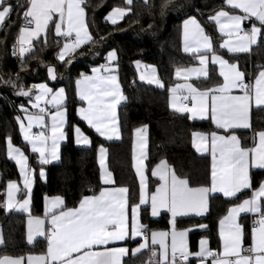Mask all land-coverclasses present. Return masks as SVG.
I'll use <instances>...</instances> for the list:
<instances>
[{"label": "snow or ice", "instance_id": "obj_1", "mask_svg": "<svg viewBox=\"0 0 264 264\" xmlns=\"http://www.w3.org/2000/svg\"><path fill=\"white\" fill-rule=\"evenodd\" d=\"M148 5V0H143ZM134 0H124L123 7H113L104 17L107 22L117 25L119 20L133 12ZM173 6L172 0H162L159 4V14L166 15ZM87 0H23V3L13 4L10 0H0V26L10 18L13 12L22 10L25 23L19 28V35L13 45L12 55L19 56L21 67L25 64L26 54L34 55L33 41L40 42L42 34L45 36L44 46H47L46 34L50 30V22L57 37L64 38V44L56 53L55 59L61 66L72 64L74 56L85 44L99 45L106 39L104 36L94 37L86 22ZM58 15V19H54ZM214 22L219 32L229 38L236 37V43L231 39L220 44L221 49L228 53H247L251 45L257 44L258 37H264V0H223V4L214 14L208 17ZM247 22L250 27L242 25ZM151 27V25H149ZM74 34V36H73ZM184 45L183 51L192 54L199 61V67L180 68L175 70L176 77H183L188 81L191 77L197 79L209 77L208 64H218L219 75L223 83L203 90L192 83L177 84L169 88L170 107L178 113H188L189 118H206L210 116L212 123L219 131L211 133L193 134V147L198 152H209L211 155V169L209 182L204 185L190 186V178L178 176L166 160L152 169V176L161 182L155 191L149 195L147 187L146 145L147 125L134 130L140 143L139 155L133 149L132 167L139 178L138 202L136 193L126 187L101 188L99 194L83 196L78 207L64 208L60 196L52 198L51 205H45L44 217H32L29 212L30 192L32 180L29 175L28 156L15 146L10 136L5 137L7 156L14 160L19 167L23 190H27L29 197L17 200L16 194L21 192L15 180L6 184V199L3 202L5 210L18 208L29 212L27 222V240L31 244L35 237H44L47 241L46 253L33 256L12 257L0 256V264H126L123 258L131 253L135 257L148 249L150 256L146 264H191L195 258L197 264H264V180L254 184L252 169L264 170V130L254 133V147L242 145L241 138L236 134L237 129H250V108L253 104L264 107V66L249 77L245 83L246 73L240 71L236 63H229L223 56L217 54L211 37L206 34L195 16H189L183 21ZM82 54V53H81ZM210 54V55H209ZM66 57H68L66 59ZM108 64L91 69L92 75L80 73L75 81L76 95L86 106L79 107L77 113L87 126L101 137L112 139L119 137V117L117 106L126 100L112 63L117 60L115 49L107 52ZM139 64V61L136 62ZM41 64H44L41 61ZM51 80L57 78V68L44 65ZM107 74H101V72ZM141 80L145 77L142 75ZM254 79L255 86L251 84ZM19 80V74L16 76ZM0 82L10 84L18 89L15 95L28 97L32 112L21 104L18 111L23 115L15 116L20 134L26 146H30L32 153H37L38 163L47 165L60 159V142L66 139V99L63 88L53 89L47 83H37L25 88L15 80ZM163 88V82L153 77L148 81ZM234 89L242 94L233 95ZM187 94L181 98L178 91ZM50 97V99H49ZM191 99V106L182 101ZM50 104L56 111L52 112L41 106V102ZM46 116L51 119L50 135L46 134L48 125ZM25 121L27 123H25ZM43 126L45 131L32 134V128ZM75 143L77 145H91V139L82 129L72 126ZM224 134H220V132ZM199 136V144L195 137ZM258 138V139H257ZM210 144V148H209ZM99 163L101 166V180L104 184H114L112 173L106 171L107 150L99 146ZM32 172L35 170L32 169ZM40 176L44 177L43 167ZM245 192L250 193L241 199ZM212 193L222 194L224 198L237 201L227 209V214L219 220V238L222 251L208 246L207 238L199 240L198 251L189 250L187 234L190 229L176 230V217L194 213L198 216L210 210L209 197ZM48 200V197H45ZM132 201L131 206L129 201ZM151 216L159 215L161 209L171 214V249L164 242L166 232L150 230L141 222L139 215L142 205H149ZM131 207L129 218L128 209ZM242 213L254 214L250 232L251 243L243 247L245 229L239 222ZM200 229L207 225L200 224ZM140 240L137 246L129 249L126 246H114L116 242ZM0 236V244H3ZM160 245L159 259L154 246Z\"/></svg>", "mask_w": 264, "mask_h": 264}, {"label": "trees", "instance_id": "obj_2", "mask_svg": "<svg viewBox=\"0 0 264 264\" xmlns=\"http://www.w3.org/2000/svg\"><path fill=\"white\" fill-rule=\"evenodd\" d=\"M11 3H23L10 0ZM162 0H134L133 12L122 19L117 25H112L104 17L113 7H123L124 0H87L86 22L94 37L104 36L106 39L99 45L85 44L74 56L72 64L63 67L55 59L56 53L63 40L53 33L52 25L45 38L34 42V55L26 54L25 64L16 62L12 55L13 45L16 43L22 10L13 12L2 26H0V78L2 81L15 80L25 88L37 83H48L53 88L62 86L66 94L67 124L66 141L60 147V163L47 167V180L42 183L38 176L39 165L22 141L15 116L19 115L18 106L27 105L28 97L14 93L18 89L10 84L0 82V229L4 240L0 248V256H24L28 253H43L44 242H37L29 247L25 242V220L23 214L6 213L2 208L5 186L9 180H19L18 171L6 156L5 137L10 136L15 146L20 147L28 156L34 167V187L31 196V215L41 216L43 213L44 197L60 196L64 201V208L77 207L83 196L96 194L101 188L99 168L97 165V150L100 145L107 149V166L112 173L116 187L126 186L136 193L138 202L139 184L132 168L131 149L134 140V130L147 125L148 158L146 161L148 174V190L151 193L157 185V180L151 176L153 167L160 161L166 160L175 169L178 176L190 178V186L196 187L207 184L210 176V158L198 156L191 146V135L194 132L212 131L209 122L192 121L186 115L177 114L168 108V90L174 83L173 72L177 67L185 68L195 63L192 56L185 55L181 50V23L189 16H195L205 29L213 43L217 54L226 60L236 63L240 71L246 73L245 81L256 73V65L264 66V37L253 46L247 54L230 55L220 49L221 36L215 25L208 20L210 14L223 4V0H172L173 6L166 15L159 14V4ZM151 25V27H149ZM117 52V79L124 96L127 98L119 106L120 139L107 142L99 138L76 115V109L81 105L75 89V81L80 73L88 74L90 67L105 62L108 51ZM82 53V54H81ZM68 58V57H67ZM66 58V59H67ZM41 61L44 64H41ZM142 62L153 66L157 77L164 87H153L138 82L133 67L134 62ZM53 65L57 68L56 80H51L44 66ZM19 74V80L16 76ZM254 79L251 80V84ZM220 82L215 70L210 68L206 80L195 82L199 88L211 87ZM79 126L91 139L88 148H78L74 143L72 126ZM251 128L241 133L243 146H248L255 132L264 130V108L254 109L250 117ZM254 184L264 180V170L252 171ZM250 195L245 192L241 199ZM235 200L223 199L219 196L210 197V210L206 218L200 220H181L177 222V229H185L200 222L207 225L202 232L190 235L192 246L198 239L204 237L209 241L211 249L218 250V223L226 214ZM132 201H129L131 206ZM141 222L150 230H167L168 217L161 215L159 220L151 219L148 207L140 211ZM245 229V244H249L248 218L241 219ZM131 248L137 243L128 242ZM147 251L135 257L124 259L126 264H146Z\"/></svg>", "mask_w": 264, "mask_h": 264}, {"label": "crops", "instance_id": "obj_3", "mask_svg": "<svg viewBox=\"0 0 264 264\" xmlns=\"http://www.w3.org/2000/svg\"><path fill=\"white\" fill-rule=\"evenodd\" d=\"M107 14H108V13H107ZM58 18H59L58 15L54 17V19H58ZM186 19H187V18H186ZM104 20H105V19H104ZM184 20H185V19H184ZM184 20H183V21H184ZM105 21H106V20H105ZM120 21H121V20H119L118 22H120ZM106 22H107V21H106ZM107 23L111 24L110 22H107ZM212 23L215 25L214 22H212ZM245 23H246V22H245ZM245 23H244V25H242L243 27H245ZM50 25H52L51 22H50ZM50 25H49V26H50ZM52 27H53V25H52ZM215 28H216L217 33L221 36L220 44H222L225 40H229V39H231V41L233 42V44L236 43V37L229 38V37H227V36L221 34V33L219 32V30H218V28H217L216 25H215ZM53 33H54V35H55L54 27H53ZM18 35H19V30H18V33H17V37H18ZM55 36H56V35H55ZM73 36H74V34H73ZM56 37H57V36H56ZM40 38H45V36L42 34V36H41ZM57 38H61V39L63 40V43H62V45H61V47H62L63 44H64V42H65V41H64V38H63V37H57ZM16 40H17V38H16ZM259 40H260V37H258V39H257V43L259 42ZM34 42H36V41H33V43H34ZM183 45H184V36H183V22H182V23H181V50H182V52H183L185 55L192 56V57L194 58V61H195V63H194L193 65L188 66V67H185V68H189V67H199V66H200V65H199V61L195 59V56H194V55L185 53V52L183 51ZM255 45H256V44H255ZM255 45H251V46H250V50H251V48H252L253 46H255ZM219 47H220V45H219ZM220 49H221V48H220ZM222 50L225 51L226 53H228L226 49H222ZM250 50H249V52H250ZM249 52H247V53H249ZM247 53H228V54H230V55H237V54H247ZM106 55H107V54H106ZM209 55H210V54H209ZM66 58H67V57H66ZM223 58H224V57H223ZM224 59H225V58H224ZM56 61H57V60H56ZM57 62H58V61H57ZM111 63H112V66H113V71H112L110 74H112V75H116V76H117V70H118L117 60H116V61H113V62H111ZM229 63H232V62H229ZM106 64H108V61H107L106 58H105V62H104L103 64L95 65V66H91V67H90V72H89L88 74H86V75H92L91 69H92L93 67H100L101 65H106ZM133 67H134V69H135V71H136V74H137V80H138L139 83L144 84V85L153 86V87H158L156 84H153V83H149V82H148V81H149L150 79H152L153 77L158 78V77H157L156 70H155V68H154L153 66H150V65L144 64V63H142V62H139V64H137L136 62H134ZM210 68H213V69L215 70V72H216V74H217V76H218V78H219V80H220V82H219L217 85L222 84V83H223V77H221V76L219 75V72H220V67H219V65H218V64L214 65V64H211V63L209 62V64H208V69H209V71H210ZM175 70H176V69H175ZM175 70H174V72H173L174 83L171 85L170 88L175 87L177 84H184V83H186V82L192 83L194 86H196V85H195V82L203 81V80H206V79H207V78H203V77H201V78H199V79H197V78H195V77H191L188 81H185V80L183 79V77H176V75H175ZM239 70H240V69H239ZM101 74H107V73H104L103 70H102ZM142 75L145 77L144 80H141V79H140V77H141ZM43 83H45V82H43ZM245 83H246V81H245ZM47 84H48V83H47ZM48 85H49V84H48ZM217 85H214V86H217ZM252 85H253V87L255 86V81H254V80H253V82H252ZM49 87L53 88L51 85H49ZM196 87H197V86H196ZM211 87H213V86H211ZM59 88H63V87H62V86H58V87L53 88V89L55 90V89H59ZM120 88H121V87H120ZM198 88H199V87H198ZM63 89H64V88H63ZM75 89H76V84H75ZM200 89L203 90L204 88H200ZM186 94H187V93L184 92V91H182V90H181V91H178V92L176 93V95H177V96H180L181 98L183 97V95H186ZM232 94H233V95H241L242 93H241L238 89H234L233 92H232ZM65 95H66V94H65ZM170 96H171V94H170V92L168 91V99H167V103H168V108H169V110L172 111V112H175V113H177V114L186 115V116L189 118L190 114H188V113H178V112H176L173 108L170 107ZM77 98H78V100L81 102V105H80L79 107L86 106L85 103H84L83 101H81V100L79 99L78 96H77ZM49 99H50V97H49ZM123 101H124V100H123ZM123 101H121V103L117 106V111H118L119 106L123 103ZM41 104H45V103L42 101ZM65 104H66V99L64 100V104H63V107H64V108H66V107H65ZM46 105H48V106L51 107V111H52V112L56 111V108H54L52 105H50V104H46ZM188 105L191 106V99H190V98H189ZM26 107H28L29 110L32 111V112H36V111H38V110H36V109H31V105L29 104V99H28V101H27V105H26ZM79 107H77V109H78ZM262 108H264V107H258V106H256L255 104H253V105L251 106V108H250V113H249V122H250V117H251V111L254 110V109H262ZM77 109H76V115H77V117L79 118V120H81V118L79 117V115H78V113H77ZM19 115H23V113L19 112ZM189 119H190V118H189ZM190 120H192V121H200V122H209L210 125H211V127H212V131H211V132H213V131H219V130L216 129L215 125L212 123V121H211V119H210V116H209V117H206V118H199V117H196V118H192V119H190ZM81 121H82V120H81ZM82 122L87 126L86 122H84V121H82ZM25 123H27V122L25 121ZM46 123H47V125H48V130H47L46 134H49V135H50V126H51V119H50V117H47V116H46ZM66 124H67V109H66ZM65 127H66V125H65ZM87 127H88V126H87ZM88 128H89V127H88ZM89 129H90V128H89ZM64 130H65V129H64ZM90 130L93 131V132L95 133L94 130H92V129H90ZM249 130H250V129H237V130H236V134L240 137V134H241V133L248 132ZM40 131H45V129H44L43 126H41V127H36V126H34V127L32 128V134H36V133H38V132H40ZM65 132H66V130H65ZM211 132H209V133H211ZM19 133H20V131H19ZM147 133H148V132H147ZM194 133L204 134V133H206V132H194ZM194 133H192V135H191V146H192V149L194 150V152H195L198 156H208V157L210 158V169H211V155H210V151H209V152H198V151L196 150V148L193 147V143H192V142H193V138H194V137H193V134H194ZM95 134H96L99 138H101L102 140L107 141V142L118 141V140L120 139V132H119V137H118V138L115 137V136H113L112 139H107L106 137H101V136H99L97 133H95ZM220 134H224V133L221 131ZM20 135H21V134H20ZM73 136H74V132H73ZM240 138H241V137H240ZM21 139H22V136H21ZM195 139H196L197 144H199V142H200V140H199V136H196ZM257 139H258V138H257ZM22 141H23V139H22ZM65 141H66V139H65V140H62V141L60 142V147L62 146V144L65 143ZM23 142H24V141H23ZM241 142H242V139H241ZM24 143L26 144V142H24ZM74 143H75V137H74ZM134 144H135L136 153H137V155H139V151H140V143H139V139H138V137H137L135 134H134V140H133L132 149H131V160H132V157H133ZM242 145H243V144H242ZM75 146L78 147V148H88L90 145H77V144L75 143ZM254 146H255V142H254V136H253L252 141H251V137H250V143H249V145L246 146V147L251 148V147H254ZM27 147H28L30 153H32L31 150H30V146H27ZM60 147H59V156H60ZM209 148H210V144H209ZM98 149H99V148H98ZM105 149H106V148H105ZM106 150H107V149H106ZM144 150H145V152H146V154H147V158H148V141H147V135H146V145H145ZM32 154H33L34 157H35V161H36V163L39 165L38 176H39L41 182H42V183H45L46 180H47V167L50 166V165L59 164V163H60V159L55 160V161H52V162H50V163L47 164V165H40V164L38 163V155H39V154H37V153H32ZM6 156H7V145H6ZM7 159H9L12 163H14V165H15L17 171H18V174H19V180L17 181V183L19 184V186H20V188L22 189V191L16 194V199L22 201V200L25 199L26 197H29V194L27 193V190H23V182H22V178L20 177V173H19V167H18V165L15 163L14 160L10 159L8 156H7ZM96 159H97V165H98V168H99V174H100V180H101V171H102V169H101V166H100V163H99V151H98V150H97ZM146 161H147V159L144 161L145 165H146ZM159 162H160V161H159ZM159 162H158V163H159ZM132 163H133V160H132ZM158 163H157V164H158ZM28 164H29V169H30V171H29V175H30V178H31V180H32V186H31V192H30V204H29V212H30V215H31V196H32V191H33L34 181H35V179H34V173H35V171H34V172L31 171L32 169H34V167L30 164L29 159H28ZM157 164H156V165H157ZM156 165H155V166H156ZM155 166H154V167H155ZM41 167H43L44 172H45L44 177H41L40 174H39V173H40V169H41ZM154 167H153V168H154ZM132 168H133V167H132ZM34 170H35V169H34ZM255 170H262V169H252L251 172H252V171H255ZM106 171H109L108 166H107V154H106ZM133 171H134V173H135V170H134V169H133ZM135 175H136V174H135ZM146 176H147V187H148V174H147V167H146ZM151 176H152V171H151ZM136 177H137V176H136ZM152 178L155 179V180H157V182H158L157 185L155 186L154 190H153V191H155L156 187L159 186V184H160L161 182L159 181L158 177H153V176H152ZM112 179H113V176H112ZM137 180H138V184H139V178H138V177H137ZM101 185H102V188H112V187H116L114 184H104L102 180H101ZM117 188H118V187H117ZM99 191H100V190H99ZM99 191L96 193V195L99 194ZM153 191H152V192H153ZM148 192H149V190H148ZM150 194H151V193L149 192V195H150ZM214 196H219V197H222L223 199H227V198H224V197L222 196V194H219V193H212V194H210V197H214ZM210 197H209V199H210ZM52 198H53V197H48V200L46 201V200H45V197H44V201H43V213H42L41 216H33V215H31V216H32V217H44V215H45V205H46V203H47V204L50 206V205H51V202H52ZM245 198H246V197H245ZM5 199H6V186H5V193H4V197H3V201H2V208H3V210H4L6 213H18V214H23V215H25V217H26V220H25V242H26V245L29 246V247H33L35 244H37V242H40V241H41V242H44V243H45V249H44V252H43V253H46V250H47V241H46V239H45L44 237H41V236H37V237H35L34 240H33V242H32L31 244H30V243L28 242V240H27V222H28V219H29V212H25V211H23V210H21V209H18V208H13V209L5 210V207L3 206V202H4ZM243 199H244V198H243ZM78 206H79V204H78ZM78 206H77V207H78ZM62 207H64V204L62 205ZM145 207H148V208H149L150 216H151L150 204H149V205H142V206H141V209H142V208H145ZM141 209H140V211H141ZM128 212H129V218H130V216H131V207H129ZM208 213H209V212H207V213H205V214H203V215H200V216H198V215H196V214H194V213H189V214H187V215H183V216H177V217H176V225H177V222H179V221H181V220H186V219H187V220H200V221H202L203 219L206 218V216H207ZM163 214H166L167 217H168V221H167V222H168V229H167V230H157V232H166V233H168V235L164 238V242H165V244L168 246V248H169V252H170V249H171V243H172V238H171L172 226H171V223H170V221H171V214H170L166 209H161L159 215H157L156 217H152V216H151V219L159 220L160 217H161V215H163ZM226 214H227V212H226ZM226 214H225V215H226ZM139 215H140V212H139ZM243 217H244V218H248V221H249V218H251V217L257 218L254 214H251V213H242L241 216H240V218H239V222H240L242 225H243V223H242L241 219H242ZM200 224H204V223L200 222L198 225H200ZM198 225H194V226H191V227L185 228V229H190V231H189L188 234H187V242H188V245H189V250L192 251V252H196V251H198L199 240H200L201 238L198 239V241H196V243L194 244V246H192V244H191V240H190V235L193 234V233H198V232L205 231V230L207 229V228H206V229H200V228L197 227ZM204 225H206V224H204ZM243 227H244V225H243ZM185 229H177V228H176L177 231L185 230ZM217 233H218L217 235H218V240H219V248H218V250H221V251H222V242H221V240H220V238H219V223H218V231H217ZM0 236H2V231H1V229H0ZM2 237H3V236H2ZM202 238H204V237H202ZM139 240H140V238L137 237L135 240H127L126 242H116L114 246H126V247H128L129 249H132V248L136 247L137 245H134L133 247L130 248V247L127 245V243H128V242H130V243H135V242H136V243H137ZM207 240H208V239H207ZM208 242H209V241H208ZM250 243H251V240H250V237H249V244H250ZM3 244H4V243H3ZM3 244H0V248L3 246ZM249 244H245V242H244L243 247L247 248V245L249 246ZM208 246H209V243H208ZM150 247H154L155 250H156V251L158 252V254H159V252H160V250H161V249H160V245H159V243H157V244L154 245V246L150 245ZM209 247H210V246H209ZM147 250H148V249H144V250H142V252L147 251ZM43 253H28V254H26V255H24V256H25V258H26L27 255H29V254H31V255H33V256H36V255H41V254H43ZM137 255H138V254H137ZM137 255H136V256H137ZM3 256H4V255H3ZM128 256H131V253H129ZM128 256L124 257V258H123V261H124V259L127 258ZM132 257H133V256H132ZM25 264H26V259H25ZM191 264H197L195 258H191Z\"/></svg>", "mask_w": 264, "mask_h": 264}, {"label": "built area", "instance_id": "obj_4", "mask_svg": "<svg viewBox=\"0 0 264 264\" xmlns=\"http://www.w3.org/2000/svg\"><path fill=\"white\" fill-rule=\"evenodd\" d=\"M19 1L23 2V0H19ZM24 23H25V21H24L23 18L21 17V21H20V24H19V28H20ZM248 27H250V25L246 22V23H245V28H248ZM18 30H19V29H18ZM62 43H63V42H62ZM13 57L15 58V61H16V62H20V58H19L18 55H17V56H14V55H13ZM246 83H247V82H246ZM4 84H5V83H3V85H4ZM182 102L188 104L189 100H187V101H182ZM41 106H42V107H46V109H48L49 111H51V107H50V106H48V105H46V104H41ZM255 219H257V218H254V217L249 218V221H248V229H249V233L251 232V228L253 227V223H254V220H255ZM247 247H248V245H247ZM149 256H150V251L147 250V259H146V262L148 261ZM155 259H159V254H158V252H157V257H156Z\"/></svg>", "mask_w": 264, "mask_h": 264}, {"label": "water", "instance_id": "obj_5", "mask_svg": "<svg viewBox=\"0 0 264 264\" xmlns=\"http://www.w3.org/2000/svg\"><path fill=\"white\" fill-rule=\"evenodd\" d=\"M261 67V65H256L255 68L256 69H259Z\"/></svg>", "mask_w": 264, "mask_h": 264}]
</instances>
